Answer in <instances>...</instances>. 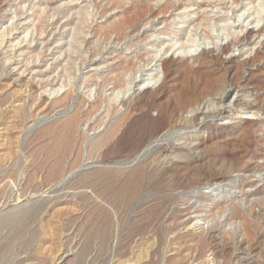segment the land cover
I'll return each mask as SVG.
<instances>
[{"label": "rangeland", "instance_id": "rangeland-1", "mask_svg": "<svg viewBox=\"0 0 264 264\" xmlns=\"http://www.w3.org/2000/svg\"><path fill=\"white\" fill-rule=\"evenodd\" d=\"M2 1L0 264H264L260 0Z\"/></svg>", "mask_w": 264, "mask_h": 264}, {"label": "bare ground", "instance_id": "bare-ground-1", "mask_svg": "<svg viewBox=\"0 0 264 264\" xmlns=\"http://www.w3.org/2000/svg\"><path fill=\"white\" fill-rule=\"evenodd\" d=\"M1 1L2 0H0V5H1ZM3 1H5V0H3ZM2 1V2H3ZM5 2H7V1H5ZM257 3V2H256ZM257 7H256V10L254 11V15H255V20H256V27H258L259 26V23L262 21V14L264 13V0H260L259 2H258V5H256ZM1 9V8H0ZM2 10V9H1ZM264 15V14H263ZM225 28V26H221L220 27V29H219V31H221L222 32V30ZM209 30H211V28L209 29ZM211 32V31H210ZM209 32V33H210ZM215 35V34H214ZM214 35H212V36H214ZM188 36V35H187ZM218 38H219V35H218ZM71 40V39H70ZM197 42H198V39L196 38V35L195 36H188L187 38H186V41L184 42H182L179 46H178V48H179V50L182 52V54L183 53H189L190 51H191V49L192 48H195V44H197ZM199 43V42H198ZM71 44V43H70ZM173 45H174V43H173ZM70 46V45H69ZM170 46H172V45H170ZM175 46V45H174ZM78 47V46H77ZM173 47V46H172ZM176 47V46H175ZM174 48V47H173ZM172 49V48H171ZM66 50H69V49H66ZM70 50H71V48H70ZM67 52V51H66ZM70 51H68V53H69ZM80 53V52H79ZM67 54V53H66ZM70 54V53H69ZM69 59V58H68ZM71 59V58H70ZM74 60V59H73ZM69 61V60H68ZM67 61V62H68ZM69 63V62H68ZM71 63H73V62H71ZM68 65V64H67ZM65 66V65H64ZM68 69L69 68H72V66H71V64H70V67H67ZM63 70H64V68H63ZM149 75H151V74H149ZM151 77V76H150ZM148 78V77H147ZM151 79V78H150ZM150 79H149V81H150ZM155 78H153V80H154ZM121 80H123V79H121ZM120 80V81H121ZM124 81H127V82H129L128 80H124ZM148 81V82H149ZM123 84V83H122ZM126 85V84H125ZM123 86L122 85V87L119 89V90H117V92L116 93H114V95L111 97V100H117V99H119L117 96H119V95H121L120 94V92H122L123 91V89L126 87V86ZM118 86V85H117ZM126 89V88H125ZM127 89H128V87H127ZM125 93V92H124ZM121 98V97H120ZM108 99V98H107ZM110 100V99H109ZM101 101V100H100ZM108 101V100H107ZM99 102V101H98ZM102 103V102H101ZM107 104H108V102H107ZM100 105V104H99ZM72 117V116H71ZM71 122V121H70ZM75 122V121H74ZM73 122V123H74ZM121 125V124H120ZM167 126V125H166ZM47 129H50L49 127L47 128ZM74 129V128H73ZM67 130H69V128L67 129ZM66 130V131H67ZM114 131V130H113ZM72 132V131H71ZM110 133V132H109ZM111 133H112V131H111ZM60 136V135H59ZM113 136H114V134H113ZM112 136V137H113ZM71 137V136H70ZM67 138V137H66ZM107 138V137H106ZM72 139V138H71ZM118 139V138H117ZM70 140V139H69ZM68 140V141H69ZM83 140V139H82ZM105 140V139H104ZM108 140V139H107ZM57 141H58V139H57ZM72 141H73V139H72ZM70 142V141H69ZM109 142V141H108ZM72 143V142H71ZM79 143H81V142H79ZM84 143V142H83ZM102 143V142H101ZM112 143V142H111ZM68 144V143H67ZM100 144V143H99ZM82 145V144H81ZM112 145V144H111ZM79 146V145H78ZM84 146V145H83ZM82 147V146H81ZM83 148V147H82ZM79 149V148H78ZM81 150V149H80ZM78 151V150H77ZM81 154V153H80ZM58 161V160H57ZM59 163V162H58ZM54 166V165H53ZM260 165H256V169L259 167ZM57 167V166H56ZM55 168V167H54ZM58 168V167H57ZM51 171V170H50ZM53 171V170H52ZM205 173V172H204ZM9 174V173H8ZM30 174V173H29ZM47 174H49V173H47ZM57 173H55L54 175H56ZM4 175V174H3ZM6 175V174H5ZM15 175V174H14ZM7 176H9V175H7ZM58 176V175H57ZM5 177V176H4ZM3 177V178H4ZM2 178V177H1ZM162 183V182H161ZM169 184V183H168ZM139 185H140V183H139ZM133 186V185H132ZM136 187V186H135ZM135 193V192H134ZM137 194V193H136ZM172 199V198H171ZM264 203V202H263ZM257 204V203H256ZM260 205V204H259ZM257 206V205H256ZM251 207V206H250ZM253 207V206H252ZM217 209V208H216ZM215 209V210H216ZM249 209V208H248ZM257 208H255V210H256ZM214 210V209H213ZM251 210V209H250ZM236 212V211H235ZM252 211H250L249 213H251ZM254 212V211H253ZM258 214H259V216H260V214H261V217H259L258 219H260V218H264V206H262V207H260L259 206V210H258ZM248 213V212H247ZM256 213V212H255ZM244 214V213H243ZM257 214V213H256ZM242 215V214H241ZM245 215H247V214H245ZM245 215H243V216H245ZM249 215V214H248ZM248 215L247 216H245V217H248ZM237 216H239V215H237ZM263 216V217H262ZM242 219H243V217H241ZM240 218V219H241ZM251 218H252V216H251ZM253 218H255V217H253ZM237 219H238V217H237ZM246 219V218H245ZM256 219V218H255ZM255 221V220H254ZM261 221V220H260ZM259 221V222H260ZM262 221H263V219H262ZM24 223V222H23ZM246 223V222H245ZM245 225V224H244ZM254 225V224H253ZM257 225V224H256ZM190 226V225H189ZM191 226H193V225H191ZM246 226V225H245ZM2 227V226H1ZM149 227V226H148ZM243 227V226H242ZM246 228V227H245ZM244 229V228H243ZM242 229V230H243ZM249 229V228H248ZM15 230V229H14ZM189 230V229H188ZM241 230V231H242ZM245 231H247L246 229H244ZM156 232V231H155ZM11 233H13V232H11ZM237 233V232H236ZM235 233V234H236ZM244 233V232H243ZM263 233V232H262ZM238 235V234H237ZM240 236V235H239ZM238 236V237H239ZM263 236V235H262ZM262 238V237H261ZM263 240H264V238H262ZM28 241V240H27ZM26 241V242H27ZM11 242V241H10ZM24 242V241H23ZM23 242H21V243H23ZM26 242H25V244H26ZM7 244V243H6ZM20 244V243H19ZM239 244V243H238ZM4 246V245H3ZM22 246V245H21ZM2 247V246H1ZM24 247V246H23ZM0 251H1V249H0ZM215 252V251H214ZM219 253V252H218ZM3 254V253H2ZM221 255V254H220ZM123 262V261H122Z\"/></svg>", "mask_w": 264, "mask_h": 264}, {"label": "water", "instance_id": "water-1", "mask_svg": "<svg viewBox=\"0 0 264 264\" xmlns=\"http://www.w3.org/2000/svg\"><path fill=\"white\" fill-rule=\"evenodd\" d=\"M12 217H13V216H12ZM12 217H11V218H12ZM16 217H17V216H16ZM5 220H8V219H7V218H6V219H2V218H0V222H2V221L4 222Z\"/></svg>", "mask_w": 264, "mask_h": 264}]
</instances>
